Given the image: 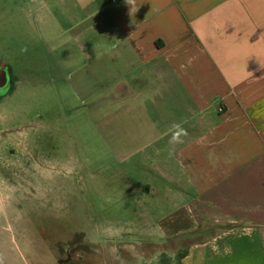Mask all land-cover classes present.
Returning <instances> with one entry per match:
<instances>
[{
    "label": "crops",
    "instance_id": "obj_1",
    "mask_svg": "<svg viewBox=\"0 0 264 264\" xmlns=\"http://www.w3.org/2000/svg\"><path fill=\"white\" fill-rule=\"evenodd\" d=\"M27 5L114 87L111 181L137 216L97 243L124 245L117 264H264V0Z\"/></svg>",
    "mask_w": 264,
    "mask_h": 264
},
{
    "label": "rangeland",
    "instance_id": "obj_2",
    "mask_svg": "<svg viewBox=\"0 0 264 264\" xmlns=\"http://www.w3.org/2000/svg\"><path fill=\"white\" fill-rule=\"evenodd\" d=\"M28 8L0 0V60L13 81L0 97V264H117L124 245L97 242L137 214L111 181L121 166L108 141L119 134L105 129L102 99L114 87L89 79L72 37L40 31Z\"/></svg>",
    "mask_w": 264,
    "mask_h": 264
},
{
    "label": "water",
    "instance_id": "obj_3",
    "mask_svg": "<svg viewBox=\"0 0 264 264\" xmlns=\"http://www.w3.org/2000/svg\"><path fill=\"white\" fill-rule=\"evenodd\" d=\"M0 73H1V79H0V96L3 95L7 89H8V73L6 65L3 61H0Z\"/></svg>",
    "mask_w": 264,
    "mask_h": 264
},
{
    "label": "flooded vegetation",
    "instance_id": "obj_4",
    "mask_svg": "<svg viewBox=\"0 0 264 264\" xmlns=\"http://www.w3.org/2000/svg\"><path fill=\"white\" fill-rule=\"evenodd\" d=\"M1 61V60H0ZM7 73H8V88L9 89H11V87H12V79H11V77H10V68H8V70H7ZM0 75H1V73H0ZM2 77L0 76V79H1Z\"/></svg>",
    "mask_w": 264,
    "mask_h": 264
},
{
    "label": "clouds",
    "instance_id": "obj_5",
    "mask_svg": "<svg viewBox=\"0 0 264 264\" xmlns=\"http://www.w3.org/2000/svg\"><path fill=\"white\" fill-rule=\"evenodd\" d=\"M125 3L127 4V0H125Z\"/></svg>",
    "mask_w": 264,
    "mask_h": 264
}]
</instances>
